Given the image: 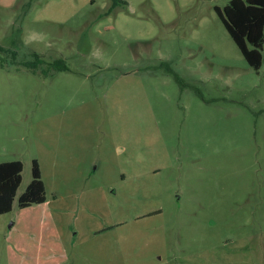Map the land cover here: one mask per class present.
Listing matches in <instances>:
<instances>
[{
	"label": "rangeland",
	"instance_id": "374dc122",
	"mask_svg": "<svg viewBox=\"0 0 264 264\" xmlns=\"http://www.w3.org/2000/svg\"><path fill=\"white\" fill-rule=\"evenodd\" d=\"M125 1L0 0V264H264V63L229 0Z\"/></svg>",
	"mask_w": 264,
	"mask_h": 264
},
{
	"label": "trees",
	"instance_id": "16d2710c",
	"mask_svg": "<svg viewBox=\"0 0 264 264\" xmlns=\"http://www.w3.org/2000/svg\"><path fill=\"white\" fill-rule=\"evenodd\" d=\"M126 4L125 0H111L108 14L114 7ZM225 29L235 42L247 63L254 69H259L264 63V0H229L221 9L215 6ZM8 53L0 44V54ZM14 56L15 52H11ZM34 60L25 61L27 67L36 70L44 62L37 52L32 53ZM54 67H65L62 60L51 63ZM59 66V67H60ZM174 79L181 83L178 73L167 66ZM23 164L21 160L0 161V214L12 209L13 201L20 185ZM46 200L45 187L41 178V171L36 159L32 161V179L24 191L18 196V206L25 207L32 203H41Z\"/></svg>",
	"mask_w": 264,
	"mask_h": 264
},
{
	"label": "crops",
	"instance_id": "0c3cea01",
	"mask_svg": "<svg viewBox=\"0 0 264 264\" xmlns=\"http://www.w3.org/2000/svg\"><path fill=\"white\" fill-rule=\"evenodd\" d=\"M45 201H46V200H45ZM45 201H44V202H45ZM41 203H43V202H41Z\"/></svg>",
	"mask_w": 264,
	"mask_h": 264
}]
</instances>
